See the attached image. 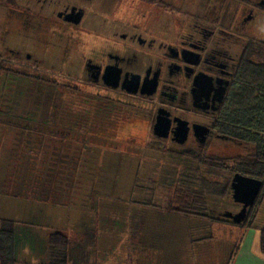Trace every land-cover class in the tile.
<instances>
[{
  "label": "rangeland",
  "instance_id": "374dc122",
  "mask_svg": "<svg viewBox=\"0 0 264 264\" xmlns=\"http://www.w3.org/2000/svg\"><path fill=\"white\" fill-rule=\"evenodd\" d=\"M256 1L247 0L244 5L240 0H231L227 10L229 18L221 22L216 17L221 18L222 0H194V25L203 23V19L213 21L215 29L235 26L244 7L249 10ZM190 2L176 1L174 5L184 9V15L190 9ZM191 23L189 19L183 30ZM246 28L255 30L253 23H247ZM63 86L56 88L59 91H51L31 83H0V97L3 93H16L0 98V184L5 186L0 187V193L8 204L2 205L0 201V219H7L8 215L14 218L15 211L5 208L22 202L16 217L33 226V236L39 237L47 252L40 254L34 247L36 253H33L25 245L18 264H47L49 235L53 233L67 240L69 250L79 246V251L73 255L76 261L68 255V264H189L194 262L190 260L189 248L182 253L183 241L178 236L181 233L185 236L190 224L204 228L190 233L193 239L212 233L218 241L226 239L234 243L237 240L240 246L244 229L226 222H213L211 228L206 229L207 221L166 214V207L178 204L175 200L181 198V203L186 202V193L181 191L194 184L198 186L197 179L201 177L196 161L191 163L179 155L170 156L157 143L146 126L144 113L140 112L148 107L146 103L122 98L117 102L114 93L100 91V102L88 96L89 100H83ZM111 101L116 112L111 109ZM85 102L89 109L102 108L101 114L110 121L96 127L95 116L100 113L89 109L85 113ZM128 102L131 106L125 105ZM53 106L59 108V112L67 107L77 115L85 113L87 122L83 116L72 121L60 116L52 132L40 130L37 122H28V116L35 120L41 115L40 119L47 116L55 121L50 117ZM253 151L254 147L249 145L215 140L208 154L231 167L236 157H248ZM14 194H17L16 199H13ZM205 198L211 217L224 212L237 214L241 210L231 197L223 201L209 195ZM143 225L146 233L162 230L177 233L172 240L174 249L164 248L157 239L152 240L151 248V245L137 244L132 231L141 233ZM254 227L264 230V195ZM223 248L218 256L217 245L215 253L201 249L202 253L194 254V260L227 264L232 248L228 251V247Z\"/></svg>",
  "mask_w": 264,
  "mask_h": 264
},
{
  "label": "flooded vegetation",
  "instance_id": "af4514ba",
  "mask_svg": "<svg viewBox=\"0 0 264 264\" xmlns=\"http://www.w3.org/2000/svg\"><path fill=\"white\" fill-rule=\"evenodd\" d=\"M176 1L183 0H0V83H31L51 91L64 85L83 100L100 102V92H112L117 102H144L148 107L140 112L157 143L168 155L191 163L194 156H209L215 140L239 145L219 133L217 118L241 82L248 52L264 51V0L249 10L245 6L236 25L226 29L203 19L194 25V0L184 15ZM230 1L222 0L220 19L212 16L221 22L229 18ZM189 19L192 23L183 30ZM247 23L255 30L247 29ZM114 79L116 88L108 86ZM154 82L152 95L140 93ZM134 86L137 93H127ZM84 106L88 113L86 102ZM50 110L55 121L40 119L42 115L34 120L40 130L52 132L60 116L71 121L83 116L87 122V114L67 107ZM89 111L100 113L96 127L110 121L102 108ZM158 120L165 137L155 135ZM197 126L207 130L204 141Z\"/></svg>",
  "mask_w": 264,
  "mask_h": 264
},
{
  "label": "trees",
  "instance_id": "16d2710c",
  "mask_svg": "<svg viewBox=\"0 0 264 264\" xmlns=\"http://www.w3.org/2000/svg\"><path fill=\"white\" fill-rule=\"evenodd\" d=\"M239 74L241 82L225 102L217 118L218 131L231 137L236 143L254 147L252 155L236 157L231 167L212 156L202 154L194 156L197 173H200L201 177L197 179L199 185L194 184V187L183 189L181 192L186 193L188 198L186 202L181 203L182 199L177 195L179 199L175 201L178 204L166 207V214L201 219L209 224L226 222L246 231L255 229L254 221L264 195V51L259 54L254 51L248 52ZM27 119L28 122L34 123L33 117L28 116ZM236 174L262 182L259 196L254 205L247 210L244 222L239 225L224 217L228 212L211 217L205 200L206 195L221 201L230 198V186ZM31 230H34L33 226L28 223L0 219V264H18L19 254L25 245L29 246L33 253H36L34 247H44L43 242L39 237L33 236ZM204 239L205 237L202 238ZM260 249L264 255V230L260 231ZM237 250L238 245H235L227 264H233ZM78 251V245L69 250V244L64 237L57 233L50 234L47 264H68V255L75 262L76 258L73 255Z\"/></svg>",
  "mask_w": 264,
  "mask_h": 264
},
{
  "label": "crops",
  "instance_id": "0c3cea01",
  "mask_svg": "<svg viewBox=\"0 0 264 264\" xmlns=\"http://www.w3.org/2000/svg\"><path fill=\"white\" fill-rule=\"evenodd\" d=\"M3 183H5V182H3ZM0 187L4 188L5 186L3 184H0ZM16 196H17V194H14L13 199H16L17 198ZM3 197H5L4 194L0 193V201H2V205L6 204L5 199ZM14 203L15 204L10 205V206H13V208H10V206H7V208H5V209H8V211L14 210L16 213V216H17L18 215L17 210L19 209L18 207L20 205H22V202H20V204H18V206L16 205V202H14ZM6 205H8V204H6ZM9 216L10 215L7 216L8 220L19 221L16 216L14 218L12 216H11L12 218H9ZM143 226H144L143 228L141 227L142 228L141 233L140 232L138 233V231L136 232V230L132 231V237L133 238L135 237L137 244H143V245H149V246L151 245L150 246V248H151L154 245L152 240L157 239L159 242L158 244L164 245V248H167L170 251H172L174 249V244H173L172 240L174 239L173 235H177V233L172 232V230L168 231V232H165L162 230L161 232H156L154 234L153 233L152 234L146 233V231L144 229L145 225H143ZM201 227H203V226H200L198 228L196 225L192 226V224H190L186 227L187 230H186L185 236H181L182 233L180 234V236L177 235L183 241L182 253L183 252L185 253V251L189 248V253L191 255L190 260L194 261V262L189 263V264H204V263H200V262L197 263L194 260V254L202 253L199 251L201 249L204 251H211L212 253H215L216 252L215 245H217L218 249H217L216 255L218 256L220 254V252L223 249H225L223 247H225V246L228 247V249L226 248L228 251L230 248L233 249L234 245H238L237 240L234 241V243H232L230 240H226V239H224L222 241H218L217 239H215L213 237L212 233H209L207 235V237L205 236L204 240L193 239L194 237L190 236V233L198 232L197 230L200 229ZM160 228L163 229V226H160ZM205 228L206 229L211 228V224H206ZM201 229H204V228H201ZM260 231L261 230L255 228L252 230H247L244 233V237L241 240L240 246H238L237 254L235 256L233 264H264V255L261 253V249H260ZM198 240H202V241H198ZM155 245H157V244H155ZM36 249H37V252L42 251V254L43 253L47 254L46 250H44L45 249L44 247H42V248L39 247ZM21 253L22 252H20V254ZM20 254H19V257H20ZM208 254L209 253H207V257H208ZM213 257H214V254H213ZM196 259H197V257H196ZM164 261H165V258H164ZM198 261H201V260L199 259ZM41 263H44V262H41ZM215 263H217V262H215ZM163 264H164V262H163Z\"/></svg>",
  "mask_w": 264,
  "mask_h": 264
},
{
  "label": "water",
  "instance_id": "95a60500",
  "mask_svg": "<svg viewBox=\"0 0 264 264\" xmlns=\"http://www.w3.org/2000/svg\"><path fill=\"white\" fill-rule=\"evenodd\" d=\"M117 79H114L112 83H108V86L116 88ZM135 85V84H134ZM150 86V87H149ZM148 86V92L141 90V94H146L148 96L155 92L156 82ZM127 93L136 94L137 86L126 88ZM196 133L202 137L204 141L207 130L204 131V127L197 126ZM154 132L157 137H165L166 129L161 124V120H158L154 126ZM184 137H182L183 139ZM262 187V182L253 178L244 177L236 174L232 178L231 182V200L233 203L241 206V210L237 214H232L230 212L224 214V217L229 219L233 224L239 225L246 219L247 210L252 207L259 196Z\"/></svg>",
  "mask_w": 264,
  "mask_h": 264
}]
</instances>
